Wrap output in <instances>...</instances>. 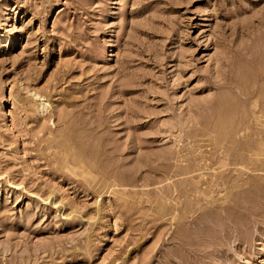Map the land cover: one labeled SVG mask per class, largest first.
<instances>
[{"label":"rangeland","instance_id":"obj_1","mask_svg":"<svg viewBox=\"0 0 264 264\" xmlns=\"http://www.w3.org/2000/svg\"><path fill=\"white\" fill-rule=\"evenodd\" d=\"M0 264H264V0H0Z\"/></svg>","mask_w":264,"mask_h":264}]
</instances>
